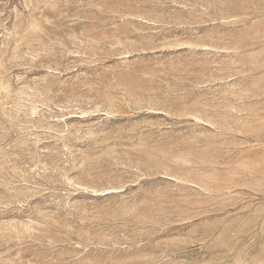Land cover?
Returning <instances> with one entry per match:
<instances>
[{"label":"rangeland","instance_id":"374dc122","mask_svg":"<svg viewBox=\"0 0 264 264\" xmlns=\"http://www.w3.org/2000/svg\"><path fill=\"white\" fill-rule=\"evenodd\" d=\"M0 264H264V0H0Z\"/></svg>","mask_w":264,"mask_h":264},{"label":"bare ground","instance_id":"6f19581e","mask_svg":"<svg viewBox=\"0 0 264 264\" xmlns=\"http://www.w3.org/2000/svg\"><path fill=\"white\" fill-rule=\"evenodd\" d=\"M141 16H142V15H141ZM133 17H134V16H133ZM137 17H138V16H137ZM137 17H136V18H137ZM134 18H135V17H134ZM140 18H141V17H140ZM138 19H139V18H138Z\"/></svg>","mask_w":264,"mask_h":264}]
</instances>
